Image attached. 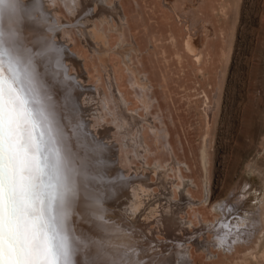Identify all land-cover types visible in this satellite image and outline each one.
I'll list each match as a JSON object with an SVG mask.
<instances>
[{
    "label": "rangeland",
    "instance_id": "obj_1",
    "mask_svg": "<svg viewBox=\"0 0 264 264\" xmlns=\"http://www.w3.org/2000/svg\"><path fill=\"white\" fill-rule=\"evenodd\" d=\"M76 1H78L77 11L80 9V14L75 10L74 15L78 14V18L81 16L82 18L86 17L88 12L85 9L87 8L85 5H81L80 0ZM89 1L91 12L99 15L100 10L96 2ZM114 1H121V4H123V14L126 17V24H122L123 27H121V21L118 17L111 20L114 31H110L107 24L101 23L100 25L97 19L94 20L98 25V29L104 30V39H107V42L109 41L110 48H107V52L110 54V65L108 68L111 67L113 71L114 66L115 71L117 68H120L121 65L118 64H121V57L114 50L124 49L126 46L131 45V36H133L138 47H136L135 52H127L132 56L133 66L139 72V74L136 73V76L143 77L146 75L148 78H151L153 74L150 73L156 72L154 78L157 79V82L154 80V84H158L152 90H147L146 88L140 90L138 88V91L137 87H131L129 84L133 81L129 72H127L129 74H127V78L125 79H123L124 76L122 78L123 74L121 75V80L124 81L120 83L117 80V72L114 71L120 94L124 96L121 97L126 106V111L135 114L143 120L142 125H145L146 132L142 136L144 140L145 138L149 140L146 139L145 144L147 143L146 147H149V152H151L150 154L146 153V156L143 155L144 161H147L149 168L145 165L144 161L140 162L138 160L133 161L130 166H122L120 170L124 178L122 177V179L118 180L117 184L121 185L125 180H128L137 167L140 169H136V171L141 170L144 176H148L147 178L150 183L158 181L157 177L150 170L156 160L160 162V159L155 156L154 140L152 139L153 136L150 133L148 123L155 128H160V123H162L170 133L168 134L169 142L166 143L167 147L170 145V148L168 147L169 152L160 154V157L162 162L161 169L167 170L165 177L171 183H169V191L160 186L153 187V192L157 196L153 204L156 211L155 221L160 226V229H156L157 234L154 235V238L158 240L154 242V247H156L153 249L156 251V255L153 254L152 256L154 258L147 255L148 253L146 252L149 248L140 251L141 254L136 252V246L140 242H136L138 238L132 236V231L137 235L141 233L133 227L132 216L127 211V205L123 204L126 203L124 202L126 197L124 200L119 199L120 203L115 201L118 199V196H123V198L125 196L124 193L121 196L117 188H113L114 191L112 190V201L109 199L106 203H102V210L105 211L100 214L102 215L101 221H104L100 222L103 225L117 230V232L115 231V233L113 232L110 235L113 237L112 239L115 243H113L111 237H107L106 239L104 236V240L102 236L98 237V233L94 232V235L93 231H91L92 241L101 244L100 248L103 245V251L110 249L113 253H118L117 251L119 250L121 252L118 254V259L121 258L119 259L121 260L119 264H136L134 262L137 259V261H142V257L144 256L151 258V260L149 259L150 262H143L142 264H183L180 258V246L183 249L187 248L186 261L189 264H207L206 259L203 257L205 253L203 250H197V248L200 249L205 241L212 242L214 239L210 233H207V227L198 221L199 215L209 222L207 226H211L214 219L211 213L212 207L217 203L231 200L232 193L239 185L244 183L243 181L255 180L264 187V0H204L203 2H200L201 0H172L171 3L175 4L177 13H182L183 7L190 6L188 8L190 19L172 14L167 21H164L162 16L164 12H167L164 0H130L131 3L127 6V0ZM28 2L30 3L31 1L23 0V3H25L24 7L27 9L29 7ZM166 2H170V0ZM43 4V12H47L50 9V12H48L52 16V8H49L51 6L48 7L45 1H43ZM31 5L33 8L30 9V14L32 12L31 16L36 18L35 22L44 29L48 28L51 25L50 19L48 18L47 20L44 17L43 20H40L35 3H31ZM197 7L199 12H197ZM60 9L62 11V19L59 18L60 24L71 22L70 17L72 15L69 17L61 7ZM52 18L56 20L55 17L52 16ZM188 21L191 22V32L186 29ZM81 23L82 20L77 21V24ZM72 24H67L64 27L63 25L60 26L61 29H66V26L70 27ZM61 29L59 30L61 31ZM115 30H123V34H121L124 39ZM177 30L180 32L178 39L180 45H183V41L189 33L194 38H197L195 43L199 45L200 40L198 38H202V36L207 37L205 39L206 56L204 65L202 66L204 74L200 75L195 66L187 68L188 65L177 63L176 51L168 46L171 43V35L175 36ZM42 35L47 39L49 38L48 40L51 39L50 35L46 32H43ZM72 35L71 37L64 36V39L56 38L55 45L59 48V43H62V47H66L67 53L81 65L80 68L83 72L81 74H83L82 78L84 77V81L76 78V83L80 84L81 87L93 90V92L101 90L107 93L104 73L101 72L102 70L97 63L96 57L87 50L80 40L81 37L77 36L78 34L72 33ZM71 38L75 40L73 39V41ZM98 42H95L96 47L98 46ZM99 43L100 46L96 49H100L102 46L101 42ZM151 45L155 48L154 51H156V60L153 61L156 62V64L153 63L155 69L149 63V61H152L151 57L147 60L146 50L149 46L147 51L150 52ZM162 48H164V52ZM64 53H60L59 56H67ZM182 53H185L183 48ZM56 61H60V59L56 58ZM190 61L192 64V59ZM66 63L62 62L63 66L67 68L65 76H76L74 74L76 73L75 69L71 66L69 67L68 63ZM156 67L159 68L158 71ZM163 78H165V81H163ZM71 92H73L71 94V102L75 104L78 103V100L81 101L83 99L85 103L90 97L87 93L82 94V92H79L78 97L80 99L77 100L74 89H71ZM143 95L145 96L143 97ZM205 95L208 97L209 106L213 108V111L217 108L214 120H212V116H210V120H205V116L203 117ZM202 97L203 99H201ZM143 98L146 102L149 99L159 101L161 109L163 108L162 111L165 107L163 114L157 108H146L145 104L139 101L140 99L143 100ZM161 98L168 100V105H164V101ZM110 105L108 103V106ZM88 112L84 113L85 116ZM201 112L203 113L202 115ZM158 117L161 118L159 119ZM89 119L92 118H85L87 121H92ZM108 121L110 122L109 119ZM207 121H209V124H207ZM101 123L103 125L105 122ZM90 127L92 126H89V131L93 135H97L94 132L98 131L100 127L95 126L97 130L95 127ZM107 127L113 128L114 125L110 122ZM106 137H104L102 142L104 144L109 142L108 144L110 145L111 139H106ZM112 140L115 141L114 138ZM89 145L92 146L93 144L90 143ZM136 149L139 150V147L136 146ZM136 149H133L134 154L136 153ZM203 150L207 153L205 162L201 158ZM105 161L108 162L109 159H105ZM106 176L108 179L114 178V175L110 173H107ZM129 187L128 184L127 189ZM130 190L129 188L127 192L130 193ZM180 191H184V193ZM190 201L194 203L192 206L189 205ZM108 204L112 206L108 207ZM146 212L144 210L141 214L143 215ZM111 214L116 215L112 216ZM121 214H125V219ZM103 215L108 218L111 216L112 221L116 220H114L115 222H109L110 219L106 218L107 221ZM116 222L118 224L120 222V224L118 225ZM151 225H149L150 228H156L154 225ZM260 232V228L256 232H251V241L248 244L241 245L246 248L250 246L255 247L253 244L261 236ZM144 240L147 241L146 238ZM163 244L169 248L162 249L161 245ZM235 247L232 248V253H234ZM113 248H118V250L114 251ZM211 250L214 251L213 248ZM239 250L240 252L234 253V256L230 259L222 260L218 256V260H221L222 264H264V244L254 250L252 248L247 250L239 248ZM115 256L117 257V255Z\"/></svg>",
    "mask_w": 264,
    "mask_h": 264
},
{
    "label": "bare ground",
    "instance_id": "obj_2",
    "mask_svg": "<svg viewBox=\"0 0 264 264\" xmlns=\"http://www.w3.org/2000/svg\"><path fill=\"white\" fill-rule=\"evenodd\" d=\"M30 1V3L28 2V9L24 7L23 12L18 16V18L6 15L2 22V27L6 34H8L9 30L11 29L12 31L16 32L17 36L19 37V42H10L11 47L14 49V56L10 69L8 61H5V68L9 69L5 73V81L10 83L12 79L19 80V87L25 88L29 93V99L32 101L31 106L35 110L42 109L45 111L48 117L49 124L42 126L38 125L35 130V135L37 137L44 135L45 130L50 126L52 132L54 133L56 141H58V143L55 144V148L60 151L62 157L64 158L65 166L62 170V176L65 177V179L58 189H54V192L57 193V199L53 201L52 205V214L57 219L58 233L60 236L67 239L72 252L74 264H119V261L121 262V260L119 259L121 258L118 259V254L120 252L118 248H113L114 251L118 250V253H113V251H111L110 249L103 251V245L100 248L101 244L92 241V236L90 233L91 231H93V234L94 232H96L98 233V237L102 236L104 239L105 236L107 239V237H111V233H115V231L117 232V230L103 225L101 223L103 221H101L102 215H100L105 211L102 210V203H106V201H108L109 199H111L112 201V190L113 188H117L119 189V194L122 196V194L124 193L125 196L124 198L123 196H118V199L115 201H118V203H120V200H124L126 197V200H124V202L126 203L123 204L127 205V211H129V215L132 216L131 221L133 227L141 233L137 235L132 231V236L138 238L136 242H140V244L136 246L137 248L135 247V250H137L136 252L140 253V251H142L143 249L149 248L147 249L146 253H148L147 255L152 257L153 254L156 255V251L153 250L154 248H156L154 247V242L158 241L156 240V238H154V235L157 234L156 229H160L159 223L155 221L156 211L154 210L153 204L157 196L155 192H153V187L160 186L161 188L169 191V183L171 182L168 178L165 177L167 170L161 169L162 162L160 154L169 152L168 147L170 145L167 147L166 143L169 142L168 134L170 133L168 132L167 127L162 123H160V128H155L150 123H148L150 133L153 136L152 139L154 140L155 156L160 159V162L159 160H156L154 166L150 168L152 174H154L158 179L156 183H150L147 178L148 176H144L141 173V170L136 171V169H140L137 167L134 169L133 175L130 176L128 180H125V182H123L121 185L117 184V181L122 179L123 177V173L120 170L122 166H130L131 163L135 160L143 162V155H145L146 153H151L149 152V147H146L147 143L145 144L147 138H145L144 140V137L142 136L144 132H146V129L144 127L145 125H142L143 120L137 117L135 114H131L129 111H126V106L121 97L123 95L120 94L121 92L118 88L119 86L115 78V66H112L114 68V71L111 67L108 68V66L110 65V54H108L107 52V48H110V45L108 43L109 41L107 42V39H104V30H99L96 21H94L95 19H97L100 25L101 23L107 24L109 26V30L112 31L113 28L111 20H113V18L117 19L116 17H118L121 21L120 25L121 27H123L122 24H126V17L125 14H123V4H121V1L119 2L114 0H92V2H96L100 10L99 15H96L95 12H93V14L90 10L89 0H80L81 5H85V7L87 8L85 10L88 12H86L88 15L83 14L87 16H84V18H82V16L78 18L80 9H78L77 11L78 1L76 0ZM43 1H45L48 7L51 6L49 8H52L51 13H53L52 16L55 17L56 20H54V18H52V16L49 14L50 9L48 10L49 12L47 11L48 13L43 12ZM166 1L167 0H164V6L167 9V12H164V14L162 15L164 21H167L172 14H175L178 17L183 16L182 18L190 19L188 16V12H190L188 10V8H190L189 5H187L185 8L183 7L182 13H177L175 4L171 3L172 0H170V2ZM203 1L204 0H201L200 2ZM31 3H35V6L37 7V10L39 12L38 15L40 20H43L44 17L47 18V20L48 18L50 19L49 21H51V25H49V23L48 28L44 29L35 22L36 18L31 16L32 12L30 14V9L33 8ZM130 3L131 1L127 0L126 6ZM23 5H25V3H23ZM60 7L65 13L68 14L69 17L72 15L70 17L71 22H63L62 24H60L59 18L62 19V11ZM196 9L197 12H199L198 7ZM75 10L77 11L78 16L74 15ZM79 20H82L81 24H77V21ZM71 23H73L71 25L72 27L70 26L71 29H69L70 27L67 26L66 29H61L60 25H63L64 27L65 25ZM190 23L191 22L188 21L186 28L189 32H191ZM59 29H61V31ZM115 31L120 33V37L123 38V30ZM43 32L48 33L51 39L48 40L49 38L47 39L45 38V36L43 37ZM72 33L78 34L77 36L81 37L80 40L87 48V50L96 57L97 63L102 70L101 72L104 73L107 93L102 92L101 90L93 92V90L87 89V87H81L80 84L78 85V83H76V78L78 80H83L84 78H82L83 74H81V65L77 61H75L73 57L69 55V53H67L66 47H62V43H59V48L55 45V41H57L56 38L64 39V36L71 37ZM175 33V36L171 35V43L168 46L169 48H172L176 51L177 63L188 65L187 68L190 66H195V69L200 75H202V73L204 74L202 66L204 65L206 56L205 39H207V37L202 36V38H198V40H200L199 45L195 43V40L197 38H194L193 35L189 33L186 39L184 38L185 40L183 41V45H180L178 40L180 32L177 30ZM54 38L55 40L53 41ZM93 41L101 42L102 46L100 47V49H96L98 46H100V43L98 42V46L96 47L95 42ZM131 41L133 44L131 43V45H128L124 48L127 50H114L116 51L115 53H118L120 55L121 64L118 65L122 66H120V68H117L115 71L117 72L116 75H118L117 80H119L120 83L123 82L124 80H121V75L123 74L122 78L124 76L123 79H125L127 78V74L130 73V76L133 79V81L129 83L131 87L135 86L137 87V90L138 88L140 90L143 88L152 90L155 85H158L154 84V82L157 80L154 78L156 72L150 73L153 74L151 78L149 77L153 80V82L146 75H144L143 77H140L139 75L136 76L137 74H139V72L137 68L133 66V58H131L132 56H130L127 51L135 52L136 47L138 46L133 36H131ZM181 46L184 49L185 53H182ZM150 49V52L146 50V54L148 56L147 60L151 57L152 64L150 61L149 63L150 65H152V68L155 69L153 63L156 64V62L153 61L156 60V51H154L155 48H153L152 45L150 46ZM163 49L164 48H162V51L164 52ZM63 52H65L67 56H59L60 53ZM56 58L60 59V61H56ZM191 59L192 64L190 61ZM61 60L62 62H67L69 67L71 66L75 69L76 73L74 74H76V76H65V70H67V68L63 66ZM156 68V70L158 71L159 68ZM120 70L122 71L121 73ZM136 77H138V79H136ZM163 81H165V78H163ZM71 89H74L77 100L80 99L78 97L79 92H82V94L87 93L90 96H88V100L86 99L88 102L86 101L87 103H84L83 99L81 100L82 103L79 100L77 104L72 103L71 94H73V92H71ZM137 95L139 96L138 93ZM144 96L145 95H143V97ZM165 98L167 99V97ZM165 98L161 99L164 101V105H168V100H166ZM141 99L138 100L142 102V104H145L146 108H157L159 112L163 114L165 107L163 105L164 110L162 111L163 108L161 109V104L159 101L149 99L146 102L144 98L143 100ZM201 99H203V97ZM108 103H110L112 106H108ZM166 107L168 108V106ZM87 111L89 112L85 116L84 113ZM216 111L217 108L213 111V108L209 106V99L205 95L203 108L204 114L201 112V115L203 114V117L205 116V120H210V116H212V120H214ZM86 117L92 118L89 119L92 121L85 120ZM108 119L114 125L113 128L107 127L108 123H110ZM101 122L105 123L101 125ZM208 122L209 121H207V124H209ZM89 126L100 127L98 131L94 132L97 135H93V133L89 131ZM97 127H95V129ZM105 136H107L106 139H111L110 145L108 144L109 142L107 144H104L102 142ZM113 138L115 139V141L112 140ZM90 143H92L93 145L90 146ZM136 146L139 147V150L136 149ZM133 149H136L135 154ZM201 155L202 160L205 162L207 157L206 151L203 150ZM105 159H109V161L106 162ZM144 163L147 167L149 166L147 164V161H144ZM107 173L113 174L114 178L108 179L106 176ZM243 182L244 183L242 185H239L232 193L233 195L231 197V200H228V202L217 203L212 207L211 213L213 214L214 219L211 226H207L209 222L205 221L203 217L199 215L198 221L207 227V233H210L214 239V241L212 242L205 241L204 244L201 243L202 246L200 247V249L197 248V250H203V252L205 253L203 257L206 259L207 264H222V261L218 260V256L221 257L222 260L230 259L234 256V253L240 252L239 248H243V250L252 248V250H254L255 248H259L264 244V187L255 180H245ZM55 183L56 181L53 180V184ZM128 184L130 186L129 188L131 189L130 193L127 192L129 191V188L127 189ZM181 193H184V191ZM193 204L194 203H191L190 201L189 205L192 206ZM110 205L108 207L112 206ZM144 210L147 212L142 215L141 213ZM111 215L114 216L116 214ZM121 216H123V218L125 219V214H121ZM104 218L110 219L109 222L112 221L111 216H109V218L107 216ZM114 220L112 222H115ZM149 225H154L156 228H150ZM259 228L261 229V236L258 238L256 243L253 244L255 247H244L243 245L248 244L251 241V232H256L257 230H259ZM96 236L95 238L98 239ZM112 238L113 237H111V240H113ZM144 238H146L147 241H145ZM113 243H115L114 240ZM108 245L110 247L109 243ZM161 246L162 249L169 248L164 244ZM233 247H235L234 253H232ZM211 248H213L214 251H212ZM179 250L181 252L180 258L182 263L189 264L186 261L187 248L183 249V247L180 246ZM115 255H117V257ZM149 259L151 260V258L144 256L142 257V261H137V259L134 263L142 264L143 262H150Z\"/></svg>",
    "mask_w": 264,
    "mask_h": 264
},
{
    "label": "snow or ice",
    "instance_id": "obj_3",
    "mask_svg": "<svg viewBox=\"0 0 264 264\" xmlns=\"http://www.w3.org/2000/svg\"><path fill=\"white\" fill-rule=\"evenodd\" d=\"M23 9V0H0V264H74L52 214L54 189L65 179L58 141L50 126L35 135L38 125L49 124L45 111L31 106L19 80L5 81L14 56L10 42L19 37L11 29L6 34L2 22Z\"/></svg>",
    "mask_w": 264,
    "mask_h": 264
}]
</instances>
